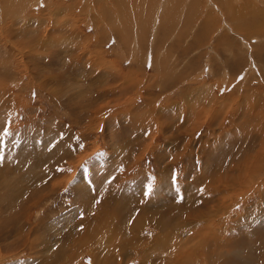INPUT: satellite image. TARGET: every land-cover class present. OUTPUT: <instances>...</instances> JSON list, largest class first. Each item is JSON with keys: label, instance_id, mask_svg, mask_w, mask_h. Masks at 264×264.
<instances>
[{"label": "rangeland", "instance_id": "rangeland-1", "mask_svg": "<svg viewBox=\"0 0 264 264\" xmlns=\"http://www.w3.org/2000/svg\"><path fill=\"white\" fill-rule=\"evenodd\" d=\"M183 263L264 264V0H0V264Z\"/></svg>", "mask_w": 264, "mask_h": 264}, {"label": "snow or ice", "instance_id": "snow-or-ice-1", "mask_svg": "<svg viewBox=\"0 0 264 264\" xmlns=\"http://www.w3.org/2000/svg\"><path fill=\"white\" fill-rule=\"evenodd\" d=\"M152 191H153V189L151 188V186H149V188L147 190L148 194H151Z\"/></svg>", "mask_w": 264, "mask_h": 264}, {"label": "bare ground", "instance_id": "bare-ground-1", "mask_svg": "<svg viewBox=\"0 0 264 264\" xmlns=\"http://www.w3.org/2000/svg\"><path fill=\"white\" fill-rule=\"evenodd\" d=\"M224 1V0H223ZM178 2V1H177ZM226 4V3H225ZM123 5H125V4H123ZM226 8V7H225ZM229 8V7H228ZM181 251V250H180ZM191 258V257H190ZM183 262H185V260L183 261ZM187 262V261H186ZM183 264H186V263H183Z\"/></svg>", "mask_w": 264, "mask_h": 264}]
</instances>
